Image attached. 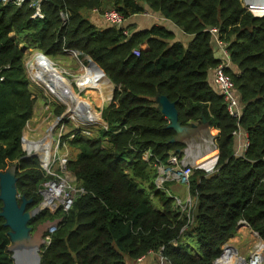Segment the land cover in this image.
Segmentation results:
<instances>
[{"label": "trees", "instance_id": "obj_1", "mask_svg": "<svg viewBox=\"0 0 264 264\" xmlns=\"http://www.w3.org/2000/svg\"><path fill=\"white\" fill-rule=\"evenodd\" d=\"M96 8L121 12L123 27L94 23L87 13ZM147 9L193 39L187 46L173 42L174 33L157 24L130 31L135 24L126 20ZM33 11L28 4L0 2V171L16 166L20 196L32 199L28 209L42 202L40 189L47 176L23 141L37 100L24 66L26 48L51 58L80 51L104 71L91 63L95 78H110L106 89L116 85L102 112L108 127L92 138L78 132L70 141L80 152L69 169L85 192L76 195L70 210L42 211L29 222L34 231L45 221L62 218L50 243L42 246L39 264H129L149 251L170 264H214L241 220L264 242V16H255L242 0H45L44 18H33ZM62 12L69 13L66 23ZM213 28L228 43L232 65L226 71L240 100V118L230 115L209 79L223 61L216 54ZM158 94L176 103L183 125L204 115L216 135L217 170L206 174L195 169L191 177V193L198 198L191 222L155 184L156 160L165 163L171 152L184 147L171 142L177 133L167 128L169 121L155 100ZM239 129L249 141L242 154H236L240 139L233 133ZM147 151L153 156L145 160ZM139 178L149 181V189L141 187ZM2 205L0 200V212ZM4 223L0 216V264H15ZM191 238L198 252L190 249Z\"/></svg>", "mask_w": 264, "mask_h": 264}, {"label": "built area", "instance_id": "obj_2", "mask_svg": "<svg viewBox=\"0 0 264 264\" xmlns=\"http://www.w3.org/2000/svg\"><path fill=\"white\" fill-rule=\"evenodd\" d=\"M43 1L45 0H0V2L3 4H14L17 6L28 4V6L34 10L32 17L41 19L44 18V13L42 11ZM242 2L244 7H246L255 16H264V1L242 0ZM95 11L99 12L97 8ZM100 14L106 23L119 28L123 27L125 17L118 10L114 8L107 9L104 12H100ZM61 15L64 23H66L69 19V13L62 12ZM211 32L213 33L216 47L222 51L224 55L222 56V63L213 70L214 84L220 94L224 97L230 115L240 118L242 114L240 100L238 95L235 93L234 81L230 74L226 71V68L231 66V59L227 50L228 43L224 42L218 37L217 28L211 29ZM124 33L128 34L127 31ZM27 54L29 55L30 52L28 51ZM35 54H40V52L37 51ZM134 54L139 55V50L135 49ZM33 56L27 58L28 60L25 62L26 71H28L32 80L33 78L30 61L32 60ZM52 93L61 99L58 94L55 92ZM68 109L69 105L67 110H65L63 113L61 112L59 116L56 117L52 126L49 127V132L45 134L44 138L41 139L43 140L45 138L48 139L52 137L49 148L43 149L41 146L35 147V144H37V142L40 140L33 139H28L32 146L27 147L25 145L29 154L36 155L40 159L41 166L47 176V179L41 185L40 192L43 195V200L39 205L42 211L47 210L53 214H55L60 209L63 211L70 210L73 206L76 195L85 192L84 188H82L78 183L75 173L69 169V163L71 160H73L70 157L69 151H60V147H64L65 141L68 140L70 144V141L74 139L78 132H80V129H74L72 139L70 140L62 133L58 134V139H53V136H55L57 131L63 130L65 123L76 120L77 116H73L71 113H69ZM28 124L26 128L28 127ZM25 131L23 134L24 143L25 138H28ZM233 133L236 137L241 139L240 150L236 151V154H242L249 146V141L246 137L247 135L245 136L240 129ZM151 156H153V154L150 151H147L144 153L143 158L148 160ZM218 158L219 156L218 147L216 144V135L212 134L206 147H192L191 145H187L182 149L181 152H171L167 162L161 163L157 159L154 163V166L157 170L155 184L158 189L167 193V185L173 184L174 186L179 187L176 188L173 186L176 191L183 189V192H186L183 196L179 194L170 195L174 199V206L177 211H179L182 216H186L189 222L193 220L198 203L197 196L191 193V177L194 174L195 169L203 170L206 174L214 173L217 170ZM61 220V217H57L52 220L53 223L49 226L47 234L44 236L43 245L50 243L51 233L57 229V226ZM239 224L249 226L245 220H241ZM186 228L187 226L185 225L182 230ZM253 233L256 241L249 249L247 254L237 253L234 250L229 249L226 244H224V252L215 259L214 264H264V242L257 232L254 231ZM153 252L154 251H149L147 255L152 254ZM147 255H144L137 260L140 261Z\"/></svg>", "mask_w": 264, "mask_h": 264}, {"label": "rangeland", "instance_id": "obj_3", "mask_svg": "<svg viewBox=\"0 0 264 264\" xmlns=\"http://www.w3.org/2000/svg\"><path fill=\"white\" fill-rule=\"evenodd\" d=\"M14 38H16L15 34H11ZM17 43H19V46L21 48H24L25 46L23 43H20L19 40H17ZM217 49V55L220 54V56H224L223 52ZM26 55L24 59V66H26V60L27 58L32 57L37 51L26 48L25 50ZM30 52L28 55L27 52ZM39 55V54H35ZM41 56V55H40ZM43 57V56H42ZM48 61V64L50 66V72L57 78L58 81L62 84L63 92L65 94V91L68 92V95L66 96V101L59 99L54 93H52L45 85L41 84V82H35L30 78V75L28 71H26L27 76L30 80V87L31 90L36 97V104H35V120L29 121V126L26 128V135L28 136V139L30 140H41L45 137V134L49 132V127L52 126L53 122L55 121L56 117L59 116L57 113V109L60 107L64 108V111L67 110L68 105H70V110H81L85 114L86 122L80 120L78 117L76 120L68 121L64 124V128L62 131H57L55 136H53V139H58V134L62 133L65 135L69 140L72 139V135L74 132V129L78 128L80 129L79 133L84 136L85 138H92L99 135L100 130L105 129L108 127L107 122L103 118L102 112L103 108L106 105H109L111 94L112 93L109 90L106 89L104 82L102 84H98L97 82L102 80V78H95L93 72L91 71L90 61L89 57L86 55L81 54L79 51H68L67 54L61 55L57 58H50V60L53 61V63L48 59L43 57ZM89 65V67L87 66ZM232 65V63H231ZM89 68V69H88ZM87 75L86 77L80 78L81 75ZM83 83L84 85H87V87L81 85ZM91 85L96 86V90L89 88ZM101 85L102 89L104 91V94L101 95L99 98V91L97 90L98 86ZM72 86V87H71ZM73 88V89H72ZM73 90L80 96V99L84 102H82L76 94H74ZM95 90L97 94H94ZM113 90V89H112ZM102 91V92H103ZM109 91L110 93H106ZM103 99V100H101ZM71 100H73L74 103H71ZM67 103V104H66ZM96 110L99 112V114L102 117V123L100 121V115L97 116L94 112ZM62 111V113L64 112ZM92 121H97L95 123H89ZM99 121V122H98ZM194 123H197V121H194ZM212 129V128H211ZM208 132V131H207ZM206 131L200 132V134H193V133H182L179 137V140L181 143L184 144L185 148L187 145H191L192 147H206L208 144V140L211 138V135L214 134L213 130H211V133L207 134ZM211 134V135H210ZM198 135V136H197ZM50 141H52V137L48 138ZM56 143V142H55ZM105 146H110V142L108 139H105L104 141ZM55 146V145H54ZM68 150L70 153V157L72 159H75L79 153V149L76 147H72V145L69 144V141H65L64 147H60V151H66ZM130 172V171H128ZM131 173V172H130ZM141 182V187L145 189H149V181L143 179H138ZM173 184H168V191L167 194L171 196L170 194H179L181 196L185 195L186 192H183L182 190H175L173 187ZM152 200L156 207H160V201L157 197H152ZM42 212V211H41ZM44 223V222H43ZM35 231V230H34ZM34 231H32V236L34 235ZM47 232H45L46 234ZM252 233H247L250 241V248L256 241V238L252 235ZM187 243L190 245V249L193 252H197L196 240L195 239H187ZM37 242L31 247V251L25 250V253L23 256L19 254V250H16L17 252H13L14 255L18 256L19 264H35V257L33 254H36L37 250ZM32 246V245H31ZM43 246V245H42ZM229 249L234 250L237 253L243 254L246 253V249L243 250V252H240L238 249L234 248L233 246L228 245ZM249 248V247H248ZM40 253V251L38 252ZM21 256V257H20ZM22 258V262L20 260ZM37 258V257H36ZM15 264H17V259L15 258ZM34 261V263H33ZM37 263V262H36Z\"/></svg>", "mask_w": 264, "mask_h": 264}, {"label": "water", "instance_id": "obj_4", "mask_svg": "<svg viewBox=\"0 0 264 264\" xmlns=\"http://www.w3.org/2000/svg\"><path fill=\"white\" fill-rule=\"evenodd\" d=\"M40 54L41 56L50 60V58L44 55L42 52H40ZM89 60L104 73L101 67L90 57ZM50 61L53 63L52 60ZM107 78L110 80L109 77ZM115 86L116 85L113 84V92L110 102L113 100ZM155 100L157 102L158 108L169 121L167 128L173 129L177 133V135L171 139L172 143L180 142L179 137L182 133L191 134L201 127H205L208 133H211V126L204 115L201 116V119H199L197 123L192 122L190 125H183L179 119V111L175 102L171 101L166 95L161 94H158ZM181 151L182 149H178V152ZM17 180L18 177L15 165H12L5 172L0 171V200L3 202L0 216L5 219L4 225L10 229L8 232V235L11 239L9 250L12 252H17L16 250L20 249L31 251V247H33V245L37 242L36 264H39L41 256L38 252L41 251L42 245L44 243L45 232H47L53 221L48 220L39 224L34 231V235L32 236V226L29 225V222L33 217L41 213L42 209L40 205L34 207L33 209H28V205L32 202V199H28L25 195L20 196L17 187ZM15 258L17 259V256L14 255V259Z\"/></svg>", "mask_w": 264, "mask_h": 264}, {"label": "crops", "instance_id": "obj_5", "mask_svg": "<svg viewBox=\"0 0 264 264\" xmlns=\"http://www.w3.org/2000/svg\"><path fill=\"white\" fill-rule=\"evenodd\" d=\"M87 15L97 25L105 26V21L103 20L100 12H97L94 9V10L88 12ZM126 24H135V27L130 29V31L144 30V29L151 27L154 24L163 25L169 31L174 33L175 39L173 40V42L174 41H180L185 46H187L190 43V41L193 39V35L185 33L174 22H172L169 19H166L165 17H163L159 13L151 12L149 9H147V11L143 14H137V15L132 16L131 18L126 20ZM68 51H76L77 52V50H67L61 55L67 54ZM217 56L220 57V54ZM213 75H214V71L211 70L209 73V79L211 81L213 80ZM33 120H35V116H33V118L31 119V121H33ZM28 126H29V124H28ZM27 140H28V138L26 137L25 143ZM240 145H241V139H240V144H239L238 148L236 149V151L240 150ZM79 152H80V150H79ZM174 187L179 188L177 186H174ZM249 232L250 233L254 232L250 228V226L239 224L234 235L229 240H227V242L225 243L226 246H228V245L233 246L234 248L238 249L240 252H243V250L246 249L247 252L243 253V254H247L249 249H250V241H248L249 237L247 235V233H249ZM195 246L197 247V245H195ZM18 252H19V254H21V256H23L25 253V249H20ZM197 252H198V249H197ZM33 256L35 257V264H36L37 255L33 254ZM21 259L22 258H20V260ZM21 262H22V260H21ZM33 263H34V261H33ZM128 263L129 264H170L169 262H166V260L159 253H156V252H153L152 254L145 256L140 261L139 260H128ZM17 264H18V258H17Z\"/></svg>", "mask_w": 264, "mask_h": 264}, {"label": "bare ground", "instance_id": "obj_6", "mask_svg": "<svg viewBox=\"0 0 264 264\" xmlns=\"http://www.w3.org/2000/svg\"><path fill=\"white\" fill-rule=\"evenodd\" d=\"M256 1H264V0H256ZM40 55L41 54H39L38 56L37 55H34L33 58H32V60L30 61L31 73H32L33 80H35L36 82H41V84L45 85L50 91L55 92L56 94H58L60 96L61 100L66 101L67 98H66L65 94L68 95V92L65 91V94H64L63 88H62V84L50 72V66L48 64V61L46 59H44L42 56H40ZM87 66L89 67V65H87ZM97 69L99 70V72L101 71L99 68H97ZM86 76L87 75H85V73H84L83 75L80 76V78H83V77H86ZM106 81H107V77L106 78L103 77L102 80L101 81L99 80L97 83L98 84H102L104 82V84H105ZM81 85H83L84 87L85 86L87 87V85H84L83 83H81ZM101 87H102L101 85H99L97 87L98 88L97 90L99 91V95H100L98 99H100L101 95L104 94V91L102 89H100ZM89 88H92V89H95L96 90V86L95 85H91ZM95 90H93V91H94V94L96 95L97 92ZM107 90H109V89H107ZM110 91L113 92V90H111V89H110ZM73 92L80 99V96L74 90H73ZM111 95H112V93H111ZM101 100H103V99H101ZM82 102H84V101H82ZM71 103H74L73 100H71ZM68 112L71 113L73 116H77L80 120L86 122L85 114L81 110H70V105H69ZM94 112L96 113L97 116L100 115L99 112H97L96 110H94ZM100 121H101V123L103 122L101 115H100ZM96 122L97 121H92V122H89V123H95L96 124ZM201 130L202 131L204 130V131L207 132V129L205 127H201L199 129H197L195 132H193V134H195V133L200 134ZM207 134H208V132H207ZM50 145H51V141L49 139L45 138L43 140L38 141L37 144H35V147L41 146L43 149H45V148H49ZM26 146L27 147H30V146H32V144L27 140L26 141ZM17 258H18V256H17ZM36 262H37V258H36ZM18 264H19V260H18Z\"/></svg>", "mask_w": 264, "mask_h": 264}]
</instances>
